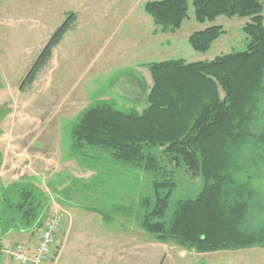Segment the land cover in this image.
Instances as JSON below:
<instances>
[{
    "label": "rangeland",
    "instance_id": "374dc122",
    "mask_svg": "<svg viewBox=\"0 0 264 264\" xmlns=\"http://www.w3.org/2000/svg\"><path fill=\"white\" fill-rule=\"evenodd\" d=\"M144 2L0 0V117L4 119L0 126L7 134V140L0 138V160L6 162V172L12 159L11 151L5 153L4 149L8 142L16 146V154L27 148L29 156L23 162V177L13 179V171L6 172L0 177V189L13 183L37 185L49 203H62L73 215V227L61 253L54 257L59 245L55 243L47 264H264V249L259 246L195 252L171 240H156L140 223L145 213L140 199L154 196L151 178L140 170H124L113 164L104 150L75 152L71 146L70 130L90 106L114 100L120 109H143V91L151 84L148 64L169 59L210 61L245 48L242 27L248 17L223 15L200 23L189 4L182 26L174 32H162L153 24ZM70 13H75L76 21L54 47L52 60L34 82L20 89L45 42ZM212 25L221 26L224 34L206 51L193 49L188 43L190 34ZM4 105L11 111L8 118ZM260 114L257 128L252 129L264 135V106ZM29 130L28 141L19 142L22 132ZM250 144L244 146L248 147L244 154L253 153L264 160V139ZM91 164L99 168L100 175H93ZM260 166L264 173V161ZM176 170L177 188L169 198L165 221L178 199L194 197L202 187L199 176ZM257 186L258 197L250 213L254 225L264 222V178ZM95 233L109 237L110 245L104 248L94 242ZM37 234L31 238L36 239ZM2 240L25 244L17 236ZM99 254L111 258L92 263ZM10 262L0 251V264H13Z\"/></svg>",
    "mask_w": 264,
    "mask_h": 264
},
{
    "label": "trees",
    "instance_id": "16d2710c",
    "mask_svg": "<svg viewBox=\"0 0 264 264\" xmlns=\"http://www.w3.org/2000/svg\"><path fill=\"white\" fill-rule=\"evenodd\" d=\"M144 4L162 32L182 26L189 4L200 23L223 15L248 17L242 27L245 48L210 61L169 59L148 64L151 84L143 91V109H120L114 100L90 106L70 130L71 146L75 152L104 150L113 164L151 178L154 196L140 199L145 212L140 223L156 240H171L195 252L264 249V222L254 225L250 219L257 184L264 178L260 166L264 160L244 154L246 144L264 139L252 129L257 128L264 106L263 2L145 0ZM75 18L70 13L54 30L20 89L34 82ZM224 32L212 25L192 32L188 43L196 51H206ZM91 166L94 175H100L99 168ZM177 168L199 176L202 187L194 197L178 199L165 221L169 198L177 188ZM48 203L37 185L13 183L0 189V240L14 232L37 234L47 217Z\"/></svg>",
    "mask_w": 264,
    "mask_h": 264
},
{
    "label": "crops",
    "instance_id": "0c3cea01",
    "mask_svg": "<svg viewBox=\"0 0 264 264\" xmlns=\"http://www.w3.org/2000/svg\"><path fill=\"white\" fill-rule=\"evenodd\" d=\"M60 43H61V41H60ZM52 56H53V50H52ZM51 60H52V57H51L50 61ZM4 107L8 110V113L6 112L7 113L6 114V117L8 118L9 115H11L10 114L11 113L10 108L7 105H4ZM0 118H2V116ZM3 121H4V119L2 118L0 120V125L3 124ZM32 122H34V119H33ZM30 134H32L31 130H29L28 133H26V134H24V131H23L22 134H21V136H20V138L18 139V141L21 142L24 139H26V141H28L27 137ZM6 135L7 134L5 133V131L3 130V128H1V126H0V138L2 137L4 140H7L6 139L7 138ZM31 141H32V139H31ZM25 148H26V145H25ZM4 149H5V153L11 151L9 154L12 155L11 165H10L9 169L6 170V172L8 173L9 171L10 172L13 171V179H18V178L20 179V178H22L23 175L25 174V167L23 165V162H25V160H26L25 158H28L29 157L28 154H27V151H26L27 148H26V150H22L21 153L16 154V152H15L16 146L15 145H12V142H10V143L8 142V143L5 144V148ZM2 161H0V177H1V175L4 176V174L6 173L4 169L7 168L6 162H4V161L2 162ZM91 174H92V172H91ZM50 185L51 186H54L52 183ZM49 204H50V206H49V209L47 210L46 216L47 215L48 216L46 217V219H48V217H50L53 214H61V215H63V219L61 221V225L59 226V230L55 234L56 244L57 243L59 244L58 245V249H57L58 250L57 251V254L54 256V257H57V256H59V253H61V248L64 245V242L66 240V235L69 234V232L71 231V228L73 227L72 226V224H73L72 223V221H73L72 220V216L73 215H71V213L69 212V210L68 211L64 210V208H66V206L64 204H62V203L60 205L59 203H56V201L52 200V202H50ZM49 211H52V212H49ZM39 233H40V231L38 232L37 237L34 240H33V238H31V236L28 235V232H25V233H16V232H14V233H10L9 234L10 236L7 235L5 237H7V238L9 237L10 239L11 238L13 239L14 236H17L19 239L25 240V242H24L25 244L27 243L29 246L33 247L37 243V239L39 237ZM2 239L0 241H2ZM94 239H95L94 242L95 241H98L99 242L98 244L99 245H102L101 247H104V248H105L106 245L108 247L110 245V241H111L109 237H107V236L104 237V236H101V235H99L97 233H95V238ZM8 242H10V241H8ZM14 242H16V241H14ZM14 242H10V243H14ZM103 256L100 255V254L97 255V256H95L93 259H91L92 260V263H96V261L99 262V263H102L103 261H106L107 259L111 258V256H108V255L106 257H103Z\"/></svg>",
    "mask_w": 264,
    "mask_h": 264
},
{
    "label": "built area",
    "instance_id": "2783aa9c",
    "mask_svg": "<svg viewBox=\"0 0 264 264\" xmlns=\"http://www.w3.org/2000/svg\"><path fill=\"white\" fill-rule=\"evenodd\" d=\"M63 215L53 214L43 223L37 243L31 247L27 243L2 240L0 251L5 253L13 264H47L53 253L56 239L55 234L59 230Z\"/></svg>",
    "mask_w": 264,
    "mask_h": 264
},
{
    "label": "bare ground",
    "instance_id": "6f19581e",
    "mask_svg": "<svg viewBox=\"0 0 264 264\" xmlns=\"http://www.w3.org/2000/svg\"><path fill=\"white\" fill-rule=\"evenodd\" d=\"M0 243H1V241H0Z\"/></svg>",
    "mask_w": 264,
    "mask_h": 264
}]
</instances>
